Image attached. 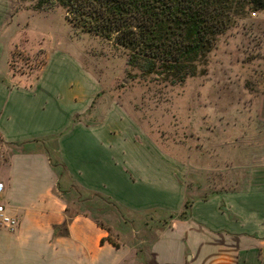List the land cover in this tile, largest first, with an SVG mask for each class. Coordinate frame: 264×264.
Returning a JSON list of instances; mask_svg holds the SVG:
<instances>
[{
    "label": "crops",
    "instance_id": "obj_1",
    "mask_svg": "<svg viewBox=\"0 0 264 264\" xmlns=\"http://www.w3.org/2000/svg\"><path fill=\"white\" fill-rule=\"evenodd\" d=\"M3 53L0 42V63ZM48 61L28 84L13 74L5 82L0 71V136L15 145L0 165V203L18 220L14 231L0 226V264H264V171L252 188L248 177L242 189L190 196L183 162L139 134L117 105L84 119L97 80L67 58ZM65 184L167 221L139 252L119 230L72 211Z\"/></svg>",
    "mask_w": 264,
    "mask_h": 264
},
{
    "label": "rangeland",
    "instance_id": "obj_2",
    "mask_svg": "<svg viewBox=\"0 0 264 264\" xmlns=\"http://www.w3.org/2000/svg\"><path fill=\"white\" fill-rule=\"evenodd\" d=\"M34 4L0 0V71L5 82L28 84L45 59L49 66L67 58L101 87L84 119L95 121L110 104L117 105L139 134L183 162L190 196L242 189L248 177L251 188L257 183L254 177L264 171V10L251 12L219 36L200 74L165 86L134 76L137 71L127 66L123 48L74 29L61 8L38 11ZM47 141L51 147L54 138ZM9 152L0 142V165ZM54 163L65 178L62 166ZM65 187H70L72 211L90 214L107 230H119L121 238L114 239L135 241L139 252L167 221L150 212L127 214L104 197L87 195L71 184Z\"/></svg>",
    "mask_w": 264,
    "mask_h": 264
},
{
    "label": "trees",
    "instance_id": "obj_3",
    "mask_svg": "<svg viewBox=\"0 0 264 264\" xmlns=\"http://www.w3.org/2000/svg\"><path fill=\"white\" fill-rule=\"evenodd\" d=\"M34 1L35 10L61 8L74 29L123 48L127 66L137 71L134 76L165 86L200 74L218 37L251 12L264 10V0ZM0 142L9 149L15 146L1 136ZM189 205L187 200L180 217L187 215ZM106 240L118 247L111 237Z\"/></svg>",
    "mask_w": 264,
    "mask_h": 264
},
{
    "label": "built area",
    "instance_id": "obj_4",
    "mask_svg": "<svg viewBox=\"0 0 264 264\" xmlns=\"http://www.w3.org/2000/svg\"><path fill=\"white\" fill-rule=\"evenodd\" d=\"M3 184L0 183V193ZM18 225V220L7 213V208L4 203H0V226L5 227L9 231H14Z\"/></svg>",
    "mask_w": 264,
    "mask_h": 264
}]
</instances>
